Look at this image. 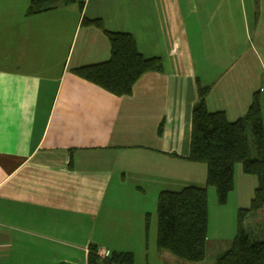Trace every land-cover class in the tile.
Here are the masks:
<instances>
[{"label":"crops","instance_id":"0c3cea01","mask_svg":"<svg viewBox=\"0 0 264 264\" xmlns=\"http://www.w3.org/2000/svg\"><path fill=\"white\" fill-rule=\"evenodd\" d=\"M30 3L0 0V264H89L91 246L102 259L132 252L135 264H215L236 237L229 202L249 208L257 177L237 164L226 206L208 188L198 263L147 236L148 197L206 186L207 165L189 160L198 81L211 112L237 121L259 93L264 118V0H61L27 15ZM86 18L132 33L164 70L125 96L78 76L111 57Z\"/></svg>","mask_w":264,"mask_h":264},{"label":"trees","instance_id":"16d2710c","mask_svg":"<svg viewBox=\"0 0 264 264\" xmlns=\"http://www.w3.org/2000/svg\"><path fill=\"white\" fill-rule=\"evenodd\" d=\"M58 1L61 0H31L27 15L49 11ZM63 1L67 5L74 3V0ZM83 25H94L103 30L111 45V57L74 69L78 76L116 96H125L132 93L134 85L145 73L164 70L161 58H147L139 51L132 33L106 30L100 19H83ZM209 91L210 86H203L198 81L199 99L193 108L189 156V160L207 165V183L204 187L187 186L159 194L157 247L193 263L203 261L207 254L209 228L208 188L214 186L219 203L226 205L235 188L236 166L241 164L246 174L257 177L258 187L250 207L239 210L238 232L232 248L219 256L215 264H264V240H253L244 224L250 214L264 207V118L260 94H254L247 114L233 122L225 112L208 109ZM162 128L163 125L161 131ZM148 232L149 213L146 215L147 236ZM89 264H135V255L114 251L102 259L97 246H91Z\"/></svg>","mask_w":264,"mask_h":264},{"label":"rangeland","instance_id":"374dc122","mask_svg":"<svg viewBox=\"0 0 264 264\" xmlns=\"http://www.w3.org/2000/svg\"><path fill=\"white\" fill-rule=\"evenodd\" d=\"M248 133H249V136H250V140H252V134H251V128L250 126H248ZM252 143V142H251ZM252 149H253V152H254V147L252 145ZM209 188H211L214 193L216 192L215 196L212 197V201L215 199L217 201L216 203V206H219L221 205L218 201V195H217V190L214 186H209ZM150 195V194H148ZM159 196V195H158ZM149 198V232H148V235H151L152 237V241L157 239V233H158V212H157V203H158V197L155 199V198H152V200H150V196L148 197ZM211 201V202H212ZM231 202H229V207L227 208L226 212H225V215L227 216L226 219L227 221L229 220V216L234 219L235 221V235H237V232H238V213H236V209L233 208V206H235V200L234 198H231L230 200ZM221 206H226V205H221ZM231 210L233 211L231 213ZM260 214L259 216L257 217L258 219L261 220V223H258L256 224L255 222V225L252 224V226H250V219L252 218V214L249 215L250 219H249V222L247 223V218L245 219V223L247 226H246V229L249 231H252L253 234H251V238L255 241H263L264 240V207L261 208L259 211H258ZM211 214H212V210H211ZM216 214L217 212H214V215L212 214V218H211V223H213L215 225V220H216ZM256 218V219H257ZM254 219V217L252 218V220ZM108 234V233H107ZM109 235V234H108ZM139 264H143L141 263V261H139Z\"/></svg>","mask_w":264,"mask_h":264},{"label":"built area","instance_id":"2783aa9c","mask_svg":"<svg viewBox=\"0 0 264 264\" xmlns=\"http://www.w3.org/2000/svg\"><path fill=\"white\" fill-rule=\"evenodd\" d=\"M101 254H102V253H101ZM104 254H106V252H105Z\"/></svg>","mask_w":264,"mask_h":264}]
</instances>
